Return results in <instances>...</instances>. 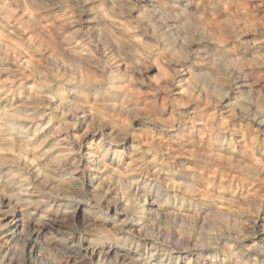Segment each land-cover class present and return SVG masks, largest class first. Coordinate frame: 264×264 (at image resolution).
<instances>
[{
  "label": "clouds",
  "instance_id": "9594fccd",
  "mask_svg": "<svg viewBox=\"0 0 264 264\" xmlns=\"http://www.w3.org/2000/svg\"><path fill=\"white\" fill-rule=\"evenodd\" d=\"M0 264H264V0H0Z\"/></svg>",
  "mask_w": 264,
  "mask_h": 264
}]
</instances>
